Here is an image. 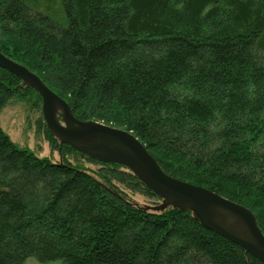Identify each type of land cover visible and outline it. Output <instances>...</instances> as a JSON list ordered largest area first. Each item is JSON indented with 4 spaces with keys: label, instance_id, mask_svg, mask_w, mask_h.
<instances>
[{
    "label": "trees",
    "instance_id": "16d2710c",
    "mask_svg": "<svg viewBox=\"0 0 264 264\" xmlns=\"http://www.w3.org/2000/svg\"><path fill=\"white\" fill-rule=\"evenodd\" d=\"M0 49L77 119L132 132L168 175L246 207L264 233V0H0ZM13 100L42 103L0 68V115ZM103 166L38 157L0 124V264H264L191 210L131 202L112 182L158 197Z\"/></svg>",
    "mask_w": 264,
    "mask_h": 264
},
{
    "label": "water",
    "instance_id": "95a60500",
    "mask_svg": "<svg viewBox=\"0 0 264 264\" xmlns=\"http://www.w3.org/2000/svg\"><path fill=\"white\" fill-rule=\"evenodd\" d=\"M0 68L15 74L24 85L33 87L40 94L45 123L64 143L103 162L129 168L159 196L179 208L193 211L206 229L264 262V233L249 209L207 188L168 175L132 132L99 121L77 119L64 98L36 73L4 55L1 49ZM237 221L241 234L233 224Z\"/></svg>",
    "mask_w": 264,
    "mask_h": 264
},
{
    "label": "rangeland",
    "instance_id": "374dc122",
    "mask_svg": "<svg viewBox=\"0 0 264 264\" xmlns=\"http://www.w3.org/2000/svg\"><path fill=\"white\" fill-rule=\"evenodd\" d=\"M60 120L62 123H64L62 118H60ZM0 124L2 129L8 134L14 143H16L21 148H29L38 157H47L53 162H61L65 160L72 163L73 165H78L85 168L94 175H96L97 172L104 167L103 163H108L73 148L69 144L64 143L54 133H52L45 123L42 113V103L40 108H37L26 100H13L2 110L0 115ZM47 130L58 140V148L53 147V145L50 143ZM63 145L70 147L75 152H66V150L63 148ZM127 169L133 173V171L129 168ZM137 178L139 179V177ZM112 184L117 186L119 189L118 191L123 192L128 200L145 209L157 212L165 210L169 207H177V204L159 196L144 183L143 184L155 195H157L158 198L140 193L136 189L119 181H114ZM26 264L39 263L37 260L31 258L26 262ZM44 264L63 263L62 261H52Z\"/></svg>",
    "mask_w": 264,
    "mask_h": 264
},
{
    "label": "bare ground",
    "instance_id": "6f19581e",
    "mask_svg": "<svg viewBox=\"0 0 264 264\" xmlns=\"http://www.w3.org/2000/svg\"><path fill=\"white\" fill-rule=\"evenodd\" d=\"M233 224L235 225L237 232L241 234L242 229L240 228L239 222L237 221L236 223H233Z\"/></svg>",
    "mask_w": 264,
    "mask_h": 264
}]
</instances>
